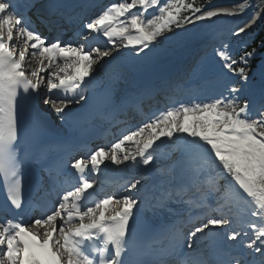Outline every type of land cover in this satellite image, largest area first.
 Returning a JSON list of instances; mask_svg holds the SVG:
<instances>
[{
  "label": "snow or ice",
  "instance_id": "6c2138e0",
  "mask_svg": "<svg viewBox=\"0 0 264 264\" xmlns=\"http://www.w3.org/2000/svg\"><path fill=\"white\" fill-rule=\"evenodd\" d=\"M250 7V0L208 10L196 0H120L83 22V43H65L60 39L50 42L31 27L28 14L37 8L36 0H0V183L10 206L23 209L27 145L42 134L35 119L22 128L21 98H33L32 108L39 111L41 89H46L43 105L65 122L70 106L86 101L84 93L97 65L112 57L113 51L132 49L139 56L146 49L151 51L161 38L169 39L168 34L181 39L179 33L186 32L188 25L240 16ZM257 7L259 11L248 23L236 28V35L259 19L264 0ZM101 36L111 48L89 44ZM29 54L36 62L34 67L26 60ZM255 54V49L245 51L237 61L226 50L216 53L223 67L243 83L249 80L252 69L248 61ZM257 72L264 79V60ZM240 91L232 85L228 95L175 104L128 131L109 148L98 147L87 158L72 161L78 183L51 206L46 200L37 205L40 216L31 225L22 218L0 222V264H143L140 259H130L136 250V214L142 201L124 194L86 203L96 183L86 173H98L106 162L149 167L163 155L157 153L158 141L172 143L181 156L189 158L193 184L200 183L209 162L223 174L224 183L218 185L213 177L199 189L197 206L206 207L204 200L213 196L218 200L198 227L182 237L179 227L172 225L157 238L171 237L173 250L193 249L198 234L232 228L234 220L240 219V230L232 228L225 234V242L217 245L219 254L203 258L199 264H264V89L255 116L250 115L251 101L241 102L236 95ZM161 172L167 178V169ZM51 179L56 182L55 176ZM140 183L139 177L133 179L127 192L137 190ZM176 188L161 197L154 209L165 208L172 196L179 198L184 186ZM237 241L240 249L233 254Z\"/></svg>",
  "mask_w": 264,
  "mask_h": 264
},
{
  "label": "bare ground",
  "instance_id": "6f19581e",
  "mask_svg": "<svg viewBox=\"0 0 264 264\" xmlns=\"http://www.w3.org/2000/svg\"><path fill=\"white\" fill-rule=\"evenodd\" d=\"M64 1H67V0H60V2H64ZM70 1L71 2H74L76 0H70ZM234 3H235L234 1H230L229 3H228V1H226L224 3L214 4V5L208 6L205 10H208L209 8H217V7H233L234 6ZM104 6H106V4ZM37 8H38V6H37ZM254 9L245 12V21L242 23L243 24L242 26H244V24L248 23V21L250 20L252 14L254 12H257L258 11L257 9H255V10ZM251 11H252L251 14H246V13L251 12ZM197 23H200V22H197ZM52 25L53 24H50V26H52ZM191 27H192V25H188L186 32H180L179 33V35L182 37L181 39L177 40L175 37L172 36V34H168L169 39H167V40L166 39H162L161 43L159 45L157 44L155 46V47H157V49H154L155 48L154 47L153 48L154 50L152 49L151 51H145V53H141L139 56H137L133 52V50H129V49H125V48H121L120 49V52L118 54L115 51H113V55L114 56H118L121 59L123 58V60H125L124 61V64L128 60H130V59H139V61H140L139 62V65H142L144 63V60H147V61H156V60H159L160 58L163 57L164 54L170 52V50H172L173 48H175L180 41H183V43L188 42L190 46H194V45H196L199 42V40H203V38L205 36H207V34H209L211 32V31L205 30L206 33H204V34L198 32V31H195V33H190L191 31L194 30V29L191 30ZM251 27H249L246 31H248ZM52 32H54L53 29H52ZM195 35H202V37L201 38H195L194 37ZM69 42L78 43V41L75 40V39H70ZM110 48H111V45H110ZM26 60H28L29 65L31 67H34L36 65L35 60L32 59V57H31L30 54L26 57ZM124 64H121V66L118 68V71L117 72L122 73L124 70L128 71V70H135L136 69V68L130 69V68L126 67ZM185 64H187V63H185ZM29 70H30V68H29ZM180 74H181V72H180ZM176 76L180 77L179 75H176ZM218 79L220 81H222L221 78H218ZM168 92L171 93V90H168ZM164 142H167L168 145L166 147V155L163 157L162 160L159 161V163L157 165L158 169H160V170L161 169H167L168 170L171 166L174 165V163L176 161L181 160V158L183 157V156H181L180 152L175 149V146L172 143H170L168 141H164ZM213 169H214L213 170L214 173H213V175L210 178L215 177V179L217 180V182L219 181L221 183H224L223 174L220 173V170L215 165H214V168ZM163 176H165V173H158L156 176H154L151 180H149L147 182V185L148 186H152V185H155V184H158V183H161V182L166 181V178H162ZM69 182L73 183V180L72 179H69ZM141 189H142V184H139L137 190H135V191H139ZM125 192H127V190H125ZM117 194H119V192H117L115 194L117 196V198H119ZM212 198L214 199V203L218 200V197H216V196H213ZM205 200H207V199H205ZM238 223H239V225L241 224V220L240 219L238 220ZM231 230L232 229H230V231ZM237 243L240 244L239 241H237L236 244Z\"/></svg>",
  "mask_w": 264,
  "mask_h": 264
},
{
  "label": "rangeland",
  "instance_id": "374dc122",
  "mask_svg": "<svg viewBox=\"0 0 264 264\" xmlns=\"http://www.w3.org/2000/svg\"><path fill=\"white\" fill-rule=\"evenodd\" d=\"M211 5H212V4H208V5L205 7V9H206L208 6H211ZM218 21H220V20L215 19V22H218ZM242 25H243V24H242ZM205 30H206V27H202L200 30H198V28H196V30L194 29L193 31H198V32L204 34V33H206ZM210 33H211V32H210ZM162 39H163V38H162ZM161 41H162V40H161ZM161 41L158 43V45L161 43ZM151 48L153 49L154 46H152ZM154 49H157V47H155ZM154 49H153V50H154ZM254 77H255V78L262 79L258 72H257L256 74H254ZM255 114H256V113H255ZM255 114H254V115H255ZM219 183H220V182L218 181L217 184L219 185ZM126 193H127V192H126ZM117 195H118V197L121 196L120 194H117ZM235 223H236V222H235V220H234V223H233L232 226H234ZM237 226H238V223H237V225H236V228H237V230H238L239 226H238V227H237Z\"/></svg>",
  "mask_w": 264,
  "mask_h": 264
},
{
  "label": "trees",
  "instance_id": "16d2710c",
  "mask_svg": "<svg viewBox=\"0 0 264 264\" xmlns=\"http://www.w3.org/2000/svg\"><path fill=\"white\" fill-rule=\"evenodd\" d=\"M261 30L259 31V37H261L262 43L264 45V17L262 23L260 24Z\"/></svg>",
  "mask_w": 264,
  "mask_h": 264
}]
</instances>
